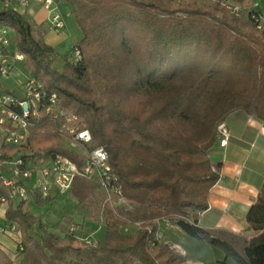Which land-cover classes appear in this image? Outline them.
I'll return each instance as SVG.
<instances>
[{"label": "trees", "instance_id": "1", "mask_svg": "<svg viewBox=\"0 0 264 264\" xmlns=\"http://www.w3.org/2000/svg\"><path fill=\"white\" fill-rule=\"evenodd\" d=\"M64 1L80 33L64 54L12 8L0 9V25L14 30L30 75L58 95L55 111L87 125L89 148L105 147L129 205L80 174L68 192L83 217L69 223L76 233L69 225L52 230L28 205L63 194L11 202L6 216L22 240L14 257L0 251V264H184L188 257L159 237L162 219L220 247L226 262L264 264V184L246 216L251 233L199 225L222 173L211 156L218 124L235 112L264 122V7L257 0ZM45 127L27 149L61 152L81 165V156L59 146L54 125ZM133 225V234L123 230Z\"/></svg>", "mask_w": 264, "mask_h": 264}, {"label": "built area", "instance_id": "2", "mask_svg": "<svg viewBox=\"0 0 264 264\" xmlns=\"http://www.w3.org/2000/svg\"><path fill=\"white\" fill-rule=\"evenodd\" d=\"M31 3L40 4L48 11L49 21L55 28L65 27V18L54 6V0H0V9L17 11L14 4L29 6ZM74 57L80 59L79 50ZM25 59L16 46L14 30L0 25V233L22 236L20 229L10 224L6 216L11 202L67 194L77 174L97 180L101 188L109 192V199L113 195L118 197L114 200L117 204L129 205L122 196L123 188L112 170L107 150L103 146H87L92 132L80 118L66 115L62 110L55 111L58 95L47 91L30 73L26 80L8 85L14 81L19 66L25 65ZM46 124H53L55 131L61 134L60 147L81 156V165L61 152L43 154L27 149L33 134L46 133ZM217 127L220 145L226 147L231 137L230 128L226 121ZM17 148V152L10 151ZM68 230L76 233L77 228L69 225ZM84 240L90 243L92 239Z\"/></svg>", "mask_w": 264, "mask_h": 264}, {"label": "crops", "instance_id": "3", "mask_svg": "<svg viewBox=\"0 0 264 264\" xmlns=\"http://www.w3.org/2000/svg\"><path fill=\"white\" fill-rule=\"evenodd\" d=\"M54 2V6L65 18L66 25L63 29L53 26L49 21L48 11L40 4L31 3L29 6L14 4L13 6L32 23L35 35L54 48H57L55 45L62 41L58 34L67 36L69 26H72L76 34L72 36V44L69 48L66 46L57 48L61 54H64L79 39L80 33L71 15V7L64 0H54ZM227 124L231 131L229 144L226 147L217 144L211 154L214 162L222 163L221 178L210 193L208 210L200 214L199 225L213 229L226 228L246 234L252 232L246 220L248 210L258 199L264 184V122L245 112H235L228 117ZM44 224L54 231L62 230L66 226L65 224L59 226V222L52 224L48 219ZM88 226L94 227L89 223ZM159 229L160 238L162 237L164 241L188 257L184 264H204L194 259L184 246L191 240L177 224L168 219H162L159 221ZM123 230L133 234L136 227L126 226ZM21 240L22 238L15 234L0 233V251L3 250L14 257L19 250ZM211 250L215 255L212 260L214 264H226L227 256L220 249L212 247Z\"/></svg>", "mask_w": 264, "mask_h": 264}, {"label": "rangeland", "instance_id": "4", "mask_svg": "<svg viewBox=\"0 0 264 264\" xmlns=\"http://www.w3.org/2000/svg\"><path fill=\"white\" fill-rule=\"evenodd\" d=\"M177 2H180L179 0H176ZM186 1H196L199 4H204L208 3L209 0H186ZM262 7H264V0H257ZM67 36H64L62 34H58L61 38V43H58L55 45L57 48H63L62 46H66L69 48V46L72 44V36L74 34L72 26H69L68 32L66 33ZM30 73L29 68H27L26 65H20L19 66V71L15 72L13 78L14 81L11 80L8 85L14 86L13 84L16 83L18 80L24 81L26 80L28 74ZM70 194H63L61 196L56 197L55 199L52 200V202H48L46 206L39 205L37 204L34 200L30 201L28 203L30 209L32 212L40 216L43 222H47V219L50 221L52 224H57L58 222L61 224H65L66 226L69 225L70 221H78L81 222L83 221V217L81 213L79 212L80 207L77 206L76 201H74L72 198L70 199ZM76 204V207L75 205ZM76 209V212L74 213V210ZM78 210V211H77ZM48 212V213H47ZM88 220V218H86ZM64 226V225H63ZM62 227V226H61ZM86 234H91V238L95 235H97V232L94 230H88L86 231ZM98 236V235H97ZM90 238V239H91ZM191 240L190 243L185 244L184 246L189 250V253L192 255L194 259L200 260L204 264H214L213 258L215 257L214 251L211 250L212 247L215 249H220L223 254L224 251L220 248L217 247L209 242L206 241H200L197 240L193 237H189ZM80 240L77 241L79 243ZM236 264V262L232 259L229 258L228 262L226 264ZM220 264H225V263H220Z\"/></svg>", "mask_w": 264, "mask_h": 264}]
</instances>
